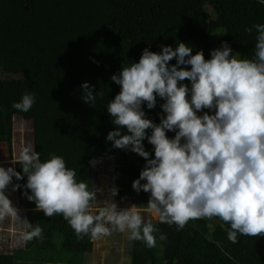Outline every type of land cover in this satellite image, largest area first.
Instances as JSON below:
<instances>
[{
	"label": "trees",
	"instance_id": "obj_1",
	"mask_svg": "<svg viewBox=\"0 0 264 264\" xmlns=\"http://www.w3.org/2000/svg\"><path fill=\"white\" fill-rule=\"evenodd\" d=\"M254 24H264V3L259 0H0V70L11 75L0 79V122L8 138L15 116L31 122L33 147L41 161L50 154L63 157L90 190L95 189L92 159L113 158L116 196L146 208L150 193L132 188L145 158L114 148L106 139L117 129L107 104L121 90L111 77L123 65L138 62L145 48L160 53L162 45L175 49L180 42L192 47L193 55L202 50L205 59L227 42L238 58L251 59L257 33L249 35L245 29ZM175 63L174 58L169 65ZM85 82L93 95L103 94L93 104L82 99ZM180 83L191 87L188 80ZM29 91L35 94L32 108H13ZM164 102L157 96L153 109L142 105L146 118L159 124L166 115ZM119 130L130 134L126 128ZM146 132L150 135L151 129ZM166 135L173 138L175 132ZM142 143L154 158V146L147 139ZM14 168L22 173L19 163ZM14 179L21 205L30 209L25 219L38 224L43 234L24 242L23 254H0V264H82L92 248L90 236L77 239L61 214L45 216L27 199V177ZM170 227L164 254L143 241H131V264H264V236L238 234L232 243L227 238L230 224L217 217L189 220L181 230Z\"/></svg>",
	"mask_w": 264,
	"mask_h": 264
},
{
	"label": "clouds",
	"instance_id": "obj_2",
	"mask_svg": "<svg viewBox=\"0 0 264 264\" xmlns=\"http://www.w3.org/2000/svg\"><path fill=\"white\" fill-rule=\"evenodd\" d=\"M253 30L257 35L251 59L238 58L227 42L211 50L210 59L202 50L193 55L192 47L183 42L175 49L162 45L160 53L145 48L138 62L123 65L111 77L121 90L107 104L117 129L106 139L114 148L130 149L145 158L132 188L150 193L147 206L159 222L181 230L189 220L217 217L230 224L227 238L232 243L238 234L264 236V24L245 29L249 35ZM174 58L176 63L169 65ZM189 65L190 69L182 67ZM185 80L191 88L180 83ZM81 88L85 103L93 104L103 95H93L87 82ZM157 96L165 101L161 108L166 114L159 124L142 110L145 103L153 109ZM34 102L35 94L29 91L12 106L28 112ZM120 128L130 134L122 135ZM166 131H174V137L169 138ZM145 139L154 146V158L144 150ZM13 163L21 165L22 173L0 166V219L10 215L21 220L5 190L13 177L26 176L27 199L45 216L61 214L77 239H97L118 230L128 233L130 241L156 247L158 229L144 221L138 206L118 209L115 202L105 201L99 214H93L90 208L96 191L77 180V171L68 168L63 157L50 154L42 162L28 144ZM19 187L14 185V190ZM117 192L113 188L112 196ZM21 221L27 229L24 242L42 239L38 224ZM159 239L166 240V234L161 232Z\"/></svg>",
	"mask_w": 264,
	"mask_h": 264
},
{
	"label": "rangeland",
	"instance_id": "obj_3",
	"mask_svg": "<svg viewBox=\"0 0 264 264\" xmlns=\"http://www.w3.org/2000/svg\"><path fill=\"white\" fill-rule=\"evenodd\" d=\"M206 14L209 18V6L206 7ZM8 77H11V75L0 70V79ZM197 114L203 115V112ZM6 130L0 122V166L14 168L13 159L18 158L22 147L28 144L33 145L32 125L31 122L15 116L10 124L9 138ZM113 164V158L98 156L92 159L94 191H96V200L93 201V206L90 208L93 214H99V211L105 206V201L115 202L118 209H126L135 205L124 197L112 196L111 190L115 188L112 177ZM14 185L16 183L13 177L12 182L5 190V195L11 200L21 220H25L28 209L21 205L17 196V188L14 190ZM137 210L141 213L143 219L153 223L158 232L166 235L170 233L171 227L166 223L159 222L158 216L152 213L148 207H138ZM21 220H17L10 215L0 219V254H23L24 241L22 237L25 227ZM203 225L210 227V224L204 220ZM108 226L111 228V225ZM212 228L213 224L211 225ZM158 232L155 233L157 238L156 249L160 254H164L166 249L165 240L161 241L159 239L160 234ZM92 241V248L89 253L82 257V264H131V241L128 239V233H121L116 230L112 231L110 235L100 236L97 239H92Z\"/></svg>",
	"mask_w": 264,
	"mask_h": 264
},
{
	"label": "water",
	"instance_id": "obj_4",
	"mask_svg": "<svg viewBox=\"0 0 264 264\" xmlns=\"http://www.w3.org/2000/svg\"><path fill=\"white\" fill-rule=\"evenodd\" d=\"M28 210H30V209H28ZM28 210H27V211H28Z\"/></svg>",
	"mask_w": 264,
	"mask_h": 264
}]
</instances>
